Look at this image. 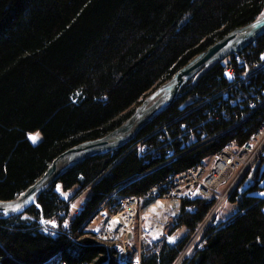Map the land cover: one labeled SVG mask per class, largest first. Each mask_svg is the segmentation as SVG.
<instances>
[{"label":"trees","instance_id":"1","mask_svg":"<svg viewBox=\"0 0 264 264\" xmlns=\"http://www.w3.org/2000/svg\"><path fill=\"white\" fill-rule=\"evenodd\" d=\"M263 12L264 0H0V199L17 197L68 148L122 125L179 69ZM244 52L258 58L264 36ZM228 62L212 67L131 143L77 165L27 211L0 218V264H133L96 238L88 229L93 219L115 200L143 197L232 142L244 143L264 119V106L237 114L223 100ZM183 124L185 145L193 134L198 141L185 148L175 142L170 156L173 145L161 146ZM144 140L157 154L142 157ZM248 172L228 197L236 211L213 219L181 264H264V170L245 186ZM70 191L71 198L88 191L85 204L68 229L48 226L68 220ZM217 203L214 195L183 199L168 237L145 243L140 264H176Z\"/></svg>","mask_w":264,"mask_h":264},{"label":"built area","instance_id":"2","mask_svg":"<svg viewBox=\"0 0 264 264\" xmlns=\"http://www.w3.org/2000/svg\"><path fill=\"white\" fill-rule=\"evenodd\" d=\"M224 78L227 81V86L221 94L224 101H230L229 105L235 109L233 113L239 114V112L245 111L246 114H250L264 106V52L256 59H249L244 51L229 57L228 65L224 70ZM215 98L217 99L218 96ZM205 103H202L200 107H204ZM222 116H224V112H222ZM228 118L230 119L231 117L228 116ZM188 129L189 127L183 124L180 133L168 137L167 142L161 147L180 142L182 148H185L186 145L189 146L192 143H196L198 139L193 134V142L185 145L184 138L189 131ZM202 137L203 139L206 138L204 135ZM173 147L169 151V155L175 157L177 151L174 145ZM137 148L142 157L149 153L157 154L158 152L154 144L147 140L141 141ZM263 150L264 119L247 141L242 144L232 142L229 146L214 154V160L209 171L206 170V166L202 161L170 176L165 182H161L151 188L143 197L131 196L122 198L115 204L113 203L112 210L114 213L123 208L125 210L128 208L136 210L145 199H153L157 203L172 204L175 207L173 213L176 214L183 199L198 194L205 197L216 195L219 200L223 201L229 193H227L226 197L225 195L221 196L219 194L221 187L229 182L235 172H238L231 182L230 192L241 176L251 170L252 165L262 155Z\"/></svg>","mask_w":264,"mask_h":264},{"label":"water","instance_id":"3","mask_svg":"<svg viewBox=\"0 0 264 264\" xmlns=\"http://www.w3.org/2000/svg\"><path fill=\"white\" fill-rule=\"evenodd\" d=\"M263 36L264 12L249 24L232 30L179 69L171 79L146 97L122 125L103 137L87 140L68 148L50 163L40 178L17 197L10 200L0 199V218L14 217L27 211L36 204L37 198L46 189L57 183L77 165L131 143L156 118L193 90L212 67L244 51ZM133 237L134 233L130 232L128 238L132 240ZM117 250L119 260H123L125 251L122 247Z\"/></svg>","mask_w":264,"mask_h":264},{"label":"rangeland","instance_id":"4","mask_svg":"<svg viewBox=\"0 0 264 264\" xmlns=\"http://www.w3.org/2000/svg\"><path fill=\"white\" fill-rule=\"evenodd\" d=\"M31 137H35L36 139L34 142H38L41 139V134L40 133L39 134H32ZM262 157H264V150L262 152V156L252 165L251 170L247 174L248 176L246 175L247 177H245L246 178V185L245 186L252 183L253 179H255L259 170H264V160H263L264 158H262ZM213 160H214L213 155H208L205 159H203V162L206 166L207 171H209L211 169ZM237 173L238 172H235L234 175L229 180V182L226 185L221 187V189L219 190V194L221 196L225 195V197H226L227 193H229V195H230L231 192L233 191V189L242 181L243 176L246 174L245 173L241 176L238 183L229 192L231 182L236 177ZM60 190H62L61 186H60ZM73 192L74 191H70V192L66 193V197H69L71 199L70 200L71 212H70L68 220L62 222L58 218L51 219L50 221L45 222L48 226H50L54 229L55 228L56 229H60V228L61 229H68L69 228V224L71 223L72 218L79 212L81 207L85 204L87 197H88V194H89V192L86 191V192H83L82 194H80L74 198L73 197L71 198V194ZM229 195L223 201L219 200V198L216 195H214L218 198L219 203H217L215 209L213 210L210 217H208L207 221L204 223V225L202 226V229L199 231V233L194 235V238L189 243L185 252L182 254V256L180 257V259L178 260V262L176 264H181L183 259L188 254H190V252L193 250V248L199 242V238H200L199 234L203 233L206 226L213 219H216L217 221L224 220L236 211V205L229 202V200H228ZM119 200H121V199L115 200L114 204L116 202H118ZM112 205H110L106 211H104L103 213L98 215L95 219H93V221L90 223L88 229L96 232V238L102 244H105V245L114 244V246L117 249L122 247L123 251H125V253H126L125 258L123 260H120L123 263L127 260V258H131L133 264L136 263V260H139V262H140L141 249L145 243H152V242L160 240L162 238H167L168 237V230L167 229L171 223V219L177 213H179V211L176 214L173 213L175 207L170 203H167V205H166V204H163L161 202L157 203L156 201H153L151 204L147 205L143 201V203H141V205H139L136 210H133V211H135V220H134V227L130 231V232L134 233L133 239L130 240L128 238V234L130 232L127 233L125 238H124V236H121L117 239H113V238H107L109 235L107 233L108 231L106 228L108 227L109 220L112 217L119 215L120 213L127 212L131 209L128 208L127 210H125V208H123L122 210L114 213V211L112 210ZM179 210H180V208H179ZM160 222H163L162 223L163 227L161 230H158V224ZM183 233H184V230H181L179 233H177L175 236H173L171 238L172 241H174V242L177 241L178 238L182 237Z\"/></svg>","mask_w":264,"mask_h":264},{"label":"bare ground","instance_id":"5","mask_svg":"<svg viewBox=\"0 0 264 264\" xmlns=\"http://www.w3.org/2000/svg\"><path fill=\"white\" fill-rule=\"evenodd\" d=\"M133 210L134 209H131L127 212L120 213L109 220L108 227L106 228L109 235L107 238L117 239L121 236H124V238L126 237L127 233L134 227L135 211ZM162 223L163 222H160L158 224V230L162 229ZM138 263L139 260H136L135 264Z\"/></svg>","mask_w":264,"mask_h":264},{"label":"snow or ice","instance_id":"6","mask_svg":"<svg viewBox=\"0 0 264 264\" xmlns=\"http://www.w3.org/2000/svg\"><path fill=\"white\" fill-rule=\"evenodd\" d=\"M31 139H33V141H35L36 138L35 137H31Z\"/></svg>","mask_w":264,"mask_h":264}]
</instances>
